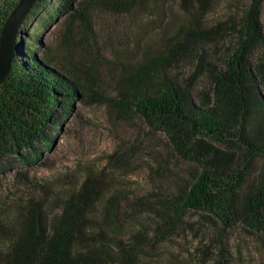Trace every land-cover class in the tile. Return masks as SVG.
Instances as JSON below:
<instances>
[{"label": "trees", "instance_id": "obj_1", "mask_svg": "<svg viewBox=\"0 0 264 264\" xmlns=\"http://www.w3.org/2000/svg\"><path fill=\"white\" fill-rule=\"evenodd\" d=\"M18 1L0 0V34ZM168 1L64 0L66 46L75 40L87 44L96 13L159 17ZM242 1V11L208 32L226 33L228 47L213 44L212 49L204 41L202 21L213 0H180L187 16L182 32L169 38L165 49L146 43L127 91L112 100L161 130L185 161L200 168L186 181L177 174L169 177L171 190L136 205V212L149 215L152 227L126 234L118 225L128 213L121 208L122 189L87 176L66 191L57 211L48 213L40 196L0 220V264H151L142 258L148 244L170 238L188 211L212 215L222 233L238 224L264 233V170L253 173L250 168L253 161H264V98L258 91L264 85V0ZM191 43L198 45V65L180 78L172 62ZM54 65L19 36L11 70L0 86V160L17 155L25 165L41 163L59 124L55 113L68 114L75 99L86 96L88 85L79 72ZM202 74L209 78L210 91L197 97L195 84ZM214 143L241 153L237 157Z\"/></svg>", "mask_w": 264, "mask_h": 264}, {"label": "rangeland", "instance_id": "obj_2", "mask_svg": "<svg viewBox=\"0 0 264 264\" xmlns=\"http://www.w3.org/2000/svg\"><path fill=\"white\" fill-rule=\"evenodd\" d=\"M65 6L64 0H44L30 11L19 36L37 55L51 57L54 67L79 72L88 91L84 99H75L68 114L55 111L59 124L52 133L53 145L43 153L41 163L25 165L17 155L0 160V220H8L19 206L40 196L47 201L48 213L55 212L66 191L93 176L112 189H122L121 208L128 213L118 225L125 227L126 234L141 227L150 229L149 215L136 212V205L171 190L169 177L177 174L186 181L200 168L185 161L161 130L112 100L118 101L127 91L128 78L143 46L147 43L152 49H165L164 43L182 32L187 16L181 11L180 0H169L159 17L96 13L87 44L75 40L70 48L62 27ZM245 6L242 0H213L202 21L208 38L204 41L212 49L213 44L219 49L228 47V35H210L211 28ZM260 14L264 29V3ZM197 50L198 45L191 43L179 52L172 62L174 75L186 78L196 70ZM209 91V78L202 74L194 94L199 97ZM258 91L264 98V85ZM214 145L237 157L241 153ZM250 168L253 173L262 171L264 161L255 160ZM221 226L212 215L188 211L182 226L165 241L148 244L142 258L151 264H264V233L241 224L222 233Z\"/></svg>", "mask_w": 264, "mask_h": 264}, {"label": "water", "instance_id": "obj_3", "mask_svg": "<svg viewBox=\"0 0 264 264\" xmlns=\"http://www.w3.org/2000/svg\"><path fill=\"white\" fill-rule=\"evenodd\" d=\"M38 0H19L9 14L0 34V86L11 70L21 26Z\"/></svg>", "mask_w": 264, "mask_h": 264}]
</instances>
